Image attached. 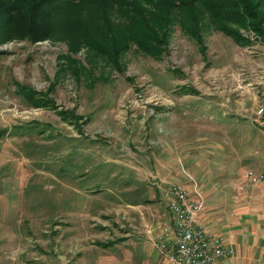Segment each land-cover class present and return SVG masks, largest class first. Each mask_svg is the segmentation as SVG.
Wrapping results in <instances>:
<instances>
[{"label": "rangeland", "instance_id": "rangeland-1", "mask_svg": "<svg viewBox=\"0 0 264 264\" xmlns=\"http://www.w3.org/2000/svg\"><path fill=\"white\" fill-rule=\"evenodd\" d=\"M262 27L240 29L251 39L245 46L203 30L202 52L175 25L165 54L132 45L122 70L90 59L85 47L72 53L61 36L2 42L0 264H160L146 228L167 218L171 183L191 177L199 188L189 158L173 154L194 137L196 112L203 119L209 109L224 128L235 117L246 149H263L241 175L250 184L247 170L264 172V119L255 114L264 95ZM19 87L50 100L35 107Z\"/></svg>", "mask_w": 264, "mask_h": 264}, {"label": "trees", "instance_id": "trees-1", "mask_svg": "<svg viewBox=\"0 0 264 264\" xmlns=\"http://www.w3.org/2000/svg\"><path fill=\"white\" fill-rule=\"evenodd\" d=\"M263 22L264 1L259 0H0V44H35L61 36L72 53L85 47L90 59L121 70L120 58L132 45L159 59L175 25L203 52L206 30L245 46L251 39L240 29L263 34ZM17 92L35 107L50 100L33 89L19 87Z\"/></svg>", "mask_w": 264, "mask_h": 264}, {"label": "crops", "instance_id": "crops-1", "mask_svg": "<svg viewBox=\"0 0 264 264\" xmlns=\"http://www.w3.org/2000/svg\"><path fill=\"white\" fill-rule=\"evenodd\" d=\"M203 111L196 112L195 118L190 120L189 133L194 137L189 139V146L179 144L173 154L189 158L190 172L200 183L205 198L201 219L221 235L225 247L233 249L231 256L220 257L211 264H264V182L254 186L250 183L251 186L246 188L250 184L241 175L246 166L260 164L256 160L263 149L252 143L246 149L243 127L231 124L235 117L230 118L224 128L209 109L202 119ZM177 120L174 123L181 125ZM203 165L208 167L211 176L201 168ZM147 176L140 178L144 180ZM167 219L168 216L163 221L147 225L146 232L152 246L159 226ZM154 262L170 264L160 253Z\"/></svg>", "mask_w": 264, "mask_h": 264}, {"label": "built area", "instance_id": "built-area-1", "mask_svg": "<svg viewBox=\"0 0 264 264\" xmlns=\"http://www.w3.org/2000/svg\"><path fill=\"white\" fill-rule=\"evenodd\" d=\"M255 114L264 119V95L259 98ZM253 185L264 180V172L247 170ZM185 184L171 183L166 191L168 219L153 238L154 248L170 264H211L223 256H231L233 249L223 245L220 234L201 219L205 198L197 182L191 178Z\"/></svg>", "mask_w": 264, "mask_h": 264}]
</instances>
